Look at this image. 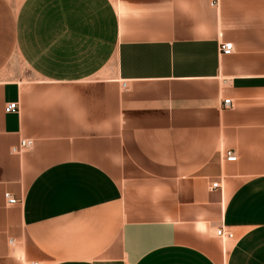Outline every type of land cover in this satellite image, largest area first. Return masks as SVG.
Returning a JSON list of instances; mask_svg holds the SVG:
<instances>
[{
  "label": "crops",
  "instance_id": "crops-1",
  "mask_svg": "<svg viewBox=\"0 0 264 264\" xmlns=\"http://www.w3.org/2000/svg\"><path fill=\"white\" fill-rule=\"evenodd\" d=\"M210 1L0 0V264H264V0Z\"/></svg>",
  "mask_w": 264,
  "mask_h": 264
},
{
  "label": "built area",
  "instance_id": "built-area-1",
  "mask_svg": "<svg viewBox=\"0 0 264 264\" xmlns=\"http://www.w3.org/2000/svg\"><path fill=\"white\" fill-rule=\"evenodd\" d=\"M210 3L212 5H216L217 0H211ZM218 50L222 54L230 53L233 50V42L231 40L219 41ZM121 85L125 86L126 80H122ZM220 104H221V107H225V108H230V107H233V105H234L231 97L222 98L220 101ZM17 109H18V102L16 100L8 101L4 105V110L6 112L15 111ZM32 144H33V138L21 137L17 144L10 146V151L20 152L24 149L30 148L32 146ZM224 155H225V158L228 160H235L237 157L234 149H227L225 151ZM211 186L216 187V186H220V184L217 181H214L211 183ZM4 198H5V201L7 203H10V204L11 203H17V202L21 201V199L19 197H16L10 191L4 192ZM215 234L222 239L230 238L233 236L232 231L226 229L223 225H220L215 229ZM8 244L10 246H14L15 245V239L11 236L8 237ZM26 264H41V263L37 260H31V261L27 262Z\"/></svg>",
  "mask_w": 264,
  "mask_h": 264
}]
</instances>
